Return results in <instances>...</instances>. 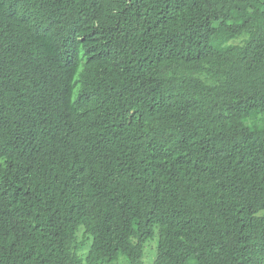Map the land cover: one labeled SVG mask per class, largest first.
I'll return each mask as SVG.
<instances>
[{
    "label": "trees",
    "instance_id": "16d2710c",
    "mask_svg": "<svg viewBox=\"0 0 264 264\" xmlns=\"http://www.w3.org/2000/svg\"><path fill=\"white\" fill-rule=\"evenodd\" d=\"M155 234L154 264H264V0H0V264Z\"/></svg>",
    "mask_w": 264,
    "mask_h": 264
},
{
    "label": "rangeland",
    "instance_id": "374dc122",
    "mask_svg": "<svg viewBox=\"0 0 264 264\" xmlns=\"http://www.w3.org/2000/svg\"><path fill=\"white\" fill-rule=\"evenodd\" d=\"M156 248H157V236L153 237V239L146 242L143 246V256L141 259V262L139 264H154V260L156 257ZM86 246L82 248L80 252H78L79 257L82 260V263L84 264V258L86 254ZM124 262V263H122ZM125 264L126 261L124 259H121L119 262H116L115 264ZM187 264H196V260L194 258H190L188 260Z\"/></svg>",
    "mask_w": 264,
    "mask_h": 264
}]
</instances>
